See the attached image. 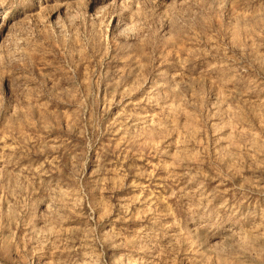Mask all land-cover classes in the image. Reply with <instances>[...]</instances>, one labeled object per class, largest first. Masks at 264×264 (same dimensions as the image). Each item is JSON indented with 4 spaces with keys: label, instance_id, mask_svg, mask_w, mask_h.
I'll use <instances>...</instances> for the list:
<instances>
[{
    "label": "rangeland",
    "instance_id": "1",
    "mask_svg": "<svg viewBox=\"0 0 264 264\" xmlns=\"http://www.w3.org/2000/svg\"><path fill=\"white\" fill-rule=\"evenodd\" d=\"M0 264H264V0H0Z\"/></svg>",
    "mask_w": 264,
    "mask_h": 264
},
{
    "label": "bare ground",
    "instance_id": "2",
    "mask_svg": "<svg viewBox=\"0 0 264 264\" xmlns=\"http://www.w3.org/2000/svg\"><path fill=\"white\" fill-rule=\"evenodd\" d=\"M5 17V16H4Z\"/></svg>",
    "mask_w": 264,
    "mask_h": 264
}]
</instances>
